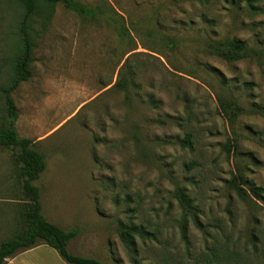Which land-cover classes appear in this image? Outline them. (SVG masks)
<instances>
[{
  "label": "rangeland",
  "instance_id": "obj_1",
  "mask_svg": "<svg viewBox=\"0 0 264 264\" xmlns=\"http://www.w3.org/2000/svg\"><path fill=\"white\" fill-rule=\"evenodd\" d=\"M72 1L96 16L59 2L37 17L31 75L11 93L19 137L45 135L34 145L44 218L77 230L68 250L102 264H264V193L249 189H264V0ZM21 14L0 0V89L14 75ZM226 39L252 57L208 53ZM218 97L242 108L232 123ZM5 116L0 93V125ZM16 154L0 147V242L21 227ZM124 224L150 236L129 247ZM40 245L8 264H66Z\"/></svg>",
  "mask_w": 264,
  "mask_h": 264
},
{
  "label": "trees",
  "instance_id": "obj_2",
  "mask_svg": "<svg viewBox=\"0 0 264 264\" xmlns=\"http://www.w3.org/2000/svg\"><path fill=\"white\" fill-rule=\"evenodd\" d=\"M22 14L18 21V43L17 53L14 61V75L6 87L0 89L2 95L5 118L0 125V147H7L17 150L15 163L18 166V176L22 179L23 213L21 216V227L11 237L0 242V264H6L9 258L19 252L37 247L40 244L54 249L66 264H102L94 258L75 255L68 250V245L78 232L75 229L65 231L59 226L47 221L41 212L40 192L34 185L41 174L45 171L46 163L44 155L35 148V143L29 138L19 137L15 124L18 119L15 104L11 93L17 86L29 79L31 75L32 53L35 47L33 38V24L37 17L48 18L53 12L56 3L61 2L67 9L85 17H95L97 8L80 5L72 0H12ZM205 4L211 0H198ZM256 0H250L254 2ZM169 48H175L176 43L172 39L167 40ZM208 53L215 55L227 62H235L250 58L253 54L240 40H218L209 42ZM221 114L227 121L232 123L235 117L242 112V108L233 100H225L218 97ZM258 111L264 113V106ZM191 135L188 134L182 141L183 146L191 148ZM233 189L239 198H243L245 192L233 183ZM251 193L260 196L264 189L256 186H249ZM181 207L187 213L192 209V201L187 197L183 189L176 192ZM121 241L133 247L134 237L145 238L150 234L140 226L122 225L118 229Z\"/></svg>",
  "mask_w": 264,
  "mask_h": 264
},
{
  "label": "crops",
  "instance_id": "obj_3",
  "mask_svg": "<svg viewBox=\"0 0 264 264\" xmlns=\"http://www.w3.org/2000/svg\"><path fill=\"white\" fill-rule=\"evenodd\" d=\"M81 104H82V103H81ZM44 136H45V135H41V137H38L37 140H36V141H33V142H34L35 144H36V143H41V142L43 141V137H44ZM38 246H42V245H38ZM38 246H37V247H38ZM44 246H46V245H44ZM35 248H36V247H35ZM35 248H32V249L26 250V252H31V253H34V252L36 253V252H37V254L42 253L41 251L39 252V251H38L37 249H35ZM23 252H25V251H23ZM19 253H22V252H19ZM19 253H18V254H19ZM37 254H36V255H37ZM16 255H17V254H16ZM16 255H15V256H16ZM15 256L12 257V258H9V259L7 260V262H6V264H8V263H10L11 261H13V260L16 258Z\"/></svg>",
  "mask_w": 264,
  "mask_h": 264
}]
</instances>
